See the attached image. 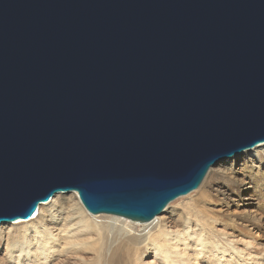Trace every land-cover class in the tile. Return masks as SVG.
<instances>
[{
  "label": "water",
  "instance_id": "95a60500",
  "mask_svg": "<svg viewBox=\"0 0 264 264\" xmlns=\"http://www.w3.org/2000/svg\"><path fill=\"white\" fill-rule=\"evenodd\" d=\"M262 142L264 0H0V223L152 221Z\"/></svg>",
  "mask_w": 264,
  "mask_h": 264
},
{
  "label": "bare ground",
  "instance_id": "6f19581e",
  "mask_svg": "<svg viewBox=\"0 0 264 264\" xmlns=\"http://www.w3.org/2000/svg\"><path fill=\"white\" fill-rule=\"evenodd\" d=\"M250 188L258 202L264 198V142L213 165L197 188L199 190L193 199V203L184 207L185 211L181 212L176 207H171L170 202L165 207V212L163 210L165 215L159 216L162 212L151 222L138 223L141 221H129L116 216H109L107 221L101 215L89 212L76 192H73L71 196H68L66 192H60L49 201L41 203L37 212L30 219L0 223V246L5 242L8 250L7 260L2 264H29L26 262L30 258L28 252H22L21 246H18V249L16 248L17 244H26L27 241L35 242L36 249L31 253L38 261L41 255L49 249H52L53 252L47 254L45 258L51 257L55 253L63 255V252L56 250V247L58 245L57 241L60 242L61 237L64 236H59V239L57 238L46 247V242L55 237L52 232H49V229L52 230L53 227H57L61 223L62 228H64L61 230L66 232L68 231L66 226L76 220L78 221L75 224L79 226L77 230L71 228V230H75L71 237L88 236L90 234L98 236V239L92 243V249L99 259L98 264H137L129 256L134 253L141 257L140 255L147 253L145 250L151 249L155 251L156 255L162 254L165 256L167 264H178L177 259L173 257L175 247L173 242L176 238H182L179 234L180 231H184V239H180L184 249L189 248L188 238H194V243L196 242L197 246L207 243V241L214 244L215 241L211 238V225L216 223V219L207 216L206 211L212 210L213 206H216L215 199L218 192L223 195L219 198V201L223 202L226 197L230 198L232 196L243 202L246 198L244 193ZM252 211L249 212L248 226H253L258 220L256 215L251 214ZM201 214H204V216H201ZM175 217H179L180 230L178 229V234H174L173 230L170 229L171 225L166 222L167 219L171 220ZM184 217L192 222L203 224L202 233L205 239L198 242L197 237L200 234L195 231L188 232L191 227L185 226ZM98 218L101 220L98 221ZM245 221V219H241L238 223L244 226ZM3 225L11 227L10 232L5 235L6 237H3L1 231ZM79 229L81 232L77 233ZM177 242L178 240H176ZM85 245L84 247H86ZM66 248L77 250L83 247L78 248V245L74 242H68ZM65 259L68 260V256Z\"/></svg>",
  "mask_w": 264,
  "mask_h": 264
},
{
  "label": "rangeland",
  "instance_id": "374dc122",
  "mask_svg": "<svg viewBox=\"0 0 264 264\" xmlns=\"http://www.w3.org/2000/svg\"><path fill=\"white\" fill-rule=\"evenodd\" d=\"M199 189L177 198L169 205L171 207H176L181 212L185 211L184 207L193 203V199L196 197ZM72 193L73 192L66 194L71 196ZM222 196V193L218 192L217 198L215 199L217 202V204H215L216 206H213L212 210L209 209L206 211L207 216H211L216 219V223L211 225V238L215 241V243L211 244V242L206 240L207 243L197 246V243H194V238H188L189 248L184 249V245H182V241L180 240L184 239V231H180L179 234L182 238H176L173 242V245L175 246L173 257L177 259L176 261L178 264H264V198L260 199L258 202L255 195L252 194L251 188L244 193L246 198L243 202H240L232 196H230V198L226 197L223 202L219 201V198ZM251 210H253L251 214L256 215L258 220L253 226H248L249 222L247 220L250 217L249 212ZM164 212L159 216H164ZM96 215H101L103 218H106L105 220L107 221L109 216H116L132 221L125 217L113 214L99 213ZM201 216H204V214H201ZM178 219L179 217H175L174 219H167L166 221L169 222V225H171L170 229L173 230L174 234H178L177 231L180 228ZM241 219L246 220L244 222V226L238 223ZM97 220L99 221L101 219L98 218ZM184 220L185 226L191 227L188 230L189 233L195 231L200 234L199 237H197L198 242L199 240L202 241L205 239L202 233L203 224L192 222L187 217H184ZM201 220L204 221L203 218H201ZM77 221L78 220L73 221L68 226L65 225L68 229L66 232L61 230L64 229L62 228L61 223L57 227H53L52 230L49 229V232H52L55 237L46 242V247H48L51 242L55 241L57 238L59 239V236H68L67 238L61 237L60 242L57 241L58 245L56 250L62 251L63 255L55 253L53 256L45 258L47 254L53 252L52 249H49L41 255V258L38 261L31 253L36 249L34 241H27L26 244H17L16 248L21 246L22 252H28L30 258L27 259L26 262L29 264H98V256L92 249V243L98 239V236L96 234H90L88 236L83 235L80 237H71L79 226L78 224H75ZM62 222H64V220H62ZM10 228L11 227L8 225H3V228L1 229L3 237H6L5 235L10 232ZM71 228L76 229L71 230ZM80 232L81 230L79 229L77 233ZM176 240H178L177 243ZM68 242H74L78 245V248H83L77 250L67 249L66 247L68 246ZM84 245L86 247H84ZM145 251H147V253L140 255L141 257L132 253L129 258L135 260L137 264H167V259L162 254L156 255L153 249ZM7 253L8 250L6 249L5 242H3L0 246V264L7 260ZM66 256H68V260L65 259Z\"/></svg>",
  "mask_w": 264,
  "mask_h": 264
}]
</instances>
